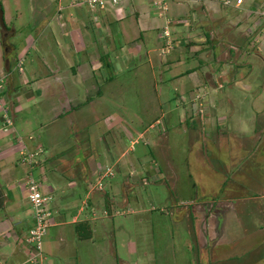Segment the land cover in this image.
Returning <instances> with one entry per match:
<instances>
[{
    "label": "rangeland",
    "instance_id": "obj_1",
    "mask_svg": "<svg viewBox=\"0 0 264 264\" xmlns=\"http://www.w3.org/2000/svg\"><path fill=\"white\" fill-rule=\"evenodd\" d=\"M58 1H51L56 11ZM65 1L60 3L63 8ZM152 1L144 0L140 12L153 38L140 32L134 15L121 10L116 21L128 34L119 32L114 44L132 47L133 53L118 64L110 61L104 66L111 82L102 99L103 114L88 104L72 111L63 83L46 84L45 73L50 69L38 65V41L27 53L10 58L14 78L25 74L37 78L26 83L35 89L34 97L19 99L25 106L24 116L29 115L21 135L29 146L28 136H35L43 156L52 158L40 168L23 164L22 177L32 172L48 193L46 180L50 179L42 171L57 173L60 181L54 180L50 191L54 203L59 204V196L68 190L76 188L78 193L77 205L65 214L68 221L47 227L37 264H264V48L259 45L264 35L247 30L233 33L221 17L204 16L207 25L200 26L201 18L189 16L195 4L192 0H165V7L160 6L162 15ZM21 2L24 12L29 6L34 9L33 0ZM196 3L199 8L201 2ZM243 4L253 5L254 10L264 8V0H244ZM83 6L91 20L102 10ZM218 6L238 12L223 0H218ZM9 7V25L17 31L12 35L8 30L1 32L5 56L10 52L7 42L20 46L30 32L26 21L33 18L28 11L24 19H18L14 5ZM259 12L252 11L248 20L255 27L263 25ZM164 27L169 38L161 42L158 33ZM258 38L254 53H247L246 40L255 43ZM153 39L156 48H152ZM193 42L200 46L193 47ZM191 68L194 72L188 74ZM239 68L240 83L231 78ZM74 86L77 100L85 103L87 83ZM64 108L68 113L55 116ZM74 143L94 158L97 168L85 180L80 178L83 163L76 161L72 175L78 176L76 186L68 185L73 178L66 163L58 164L52 156L68 145L75 149ZM87 190L92 232L83 239L77 237L75 222L70 220L86 201Z\"/></svg>",
    "mask_w": 264,
    "mask_h": 264
},
{
    "label": "crops",
    "instance_id": "obj_2",
    "mask_svg": "<svg viewBox=\"0 0 264 264\" xmlns=\"http://www.w3.org/2000/svg\"><path fill=\"white\" fill-rule=\"evenodd\" d=\"M28 1L30 2V0ZM51 1L53 0H33L34 9H30L29 6L27 11L24 12L21 0H1L5 23L9 26L8 33L10 35L15 34L17 31L16 26L10 27L9 25V15L11 13L9 11V6L11 3L14 5V13L18 19H24L28 11L31 12V16L33 14V18L28 20V22L26 21V28L27 30L29 29L28 31L30 32L24 37L20 46H15L13 43L7 42V44H9L8 46H10V52H7L6 56V48L3 46L0 36V127L3 124V114L5 111H7L13 119V125L9 131L0 129V264H37V262H31L27 258L28 230L32 225L33 219L27 199V189L25 185L20 182L21 180H19L25 172V166L23 165L24 163L21 162L16 146L14 145L15 136L17 134L21 135V131L26 129L25 126L29 120V115L24 116L25 106L19 104V99H32L36 92L33 87L26 86V83L32 80L29 75L25 74L18 79L12 76L9 64L11 56L13 55L14 58L21 56L23 53H27L31 47H35L39 42L37 56L40 61L38 65L45 64L50 69L49 72L45 73V78L48 79L46 84L55 81H61L63 83L64 89L68 91L70 109L72 111L81 109L85 104H88V106H91L97 113L103 114L106 110L104 108L105 103L102 99L106 95V86L111 82V75L106 73L104 66H109L110 61H114V64H118L119 61H122V58H125L126 55L132 52V47H128L124 44L118 46L114 44L119 32L120 34L123 32L124 34H128V31L123 27H119L116 22L122 15L120 14L121 10L124 12V15L131 14L137 18L136 24L141 33H144L147 37H154L153 31L144 26L143 18L141 17L140 9H143L144 0H117L106 9L98 11L97 18L94 16L93 20L87 15V10L83 5L76 7L69 6V1L66 2L64 0V8L62 9L64 11L59 13L58 10L56 11L54 9V5H51ZM148 1L151 3L152 0ZM159 1L165 2V0H153L152 4L154 8L158 10V15H162L164 13H162L163 10H160L161 2ZM192 1H194L195 4L190 7L189 16H191V20H193V18H201L198 23L200 26H205L207 23L205 17H221V23L232 28L233 33L241 32L244 34L247 30L248 34L255 32L256 35L259 33H263L264 35V8L254 10L255 7L253 5L243 4L244 0H242L237 7L232 6L238 11L232 14L229 11L220 9L218 0ZM61 2L62 0L58 1V3ZM196 2H201L199 8H197L198 5ZM239 11H242V13ZM252 11H260V17L263 19V25L261 27L256 26V28L248 21L253 15ZM152 12L153 9L150 8L148 13L152 14ZM146 14L147 12L142 14V16ZM169 21L170 19L167 18L166 22ZM34 34L35 37L33 36ZM89 34H93V39L91 37L89 38ZM158 36L163 39H161V42L166 41V37L162 34L161 30H159ZM258 36L261 37L262 34ZM105 37H107V39ZM141 37L144 41L143 35ZM155 40L156 39H153L152 41V48H156ZM198 40L202 41V39ZM246 42H248V44L244 46L245 51L249 54L251 52L254 53V47L258 44L259 38L255 43L250 42L249 39H247ZM190 44L195 48L200 46L198 42ZM259 45L264 48V38L263 42ZM231 46L236 50L240 48V45L239 47L234 44ZM113 54L116 57L113 58ZM30 61L31 63L33 62L32 56L30 57ZM235 62L238 63L236 65L241 63L240 59ZM245 62L247 65L249 64L248 60ZM219 63L220 62L217 61V64ZM240 69L241 68L231 76V78L238 83H240V80L243 78ZM188 71V74L194 72L192 68ZM35 73L40 75L38 74V70H36ZM82 78L83 80H81ZM36 79L35 77L32 81H36ZM80 81L87 83L84 92L85 95H87L85 103L77 100L78 93L76 92L74 83ZM53 87L55 91L58 90L57 83ZM189 94L194 98L197 97L193 95V90H190ZM200 110L201 109H199V111ZM20 111L23 115L18 120V113ZM56 111L59 110L57 109ZM68 111V109L66 110L64 108L55 113V116L66 114ZM104 118H106V121H109L107 115H105ZM31 135L32 134L28 136L29 139H31L30 146L32 148L37 147V138ZM69 146L70 145L67 147ZM67 147L53 154V160L58 164L66 163L64 165L67 166L71 176H74L73 171L77 166L76 161H82L83 166H81V169L83 172L80 178L83 177L85 180H88L90 176L92 178L97 172V168L92 163L94 158L92 159V156L85 155L80 145L77 146V144L74 143L75 149H68ZM76 147L78 148L77 151ZM72 151H76V153L73 157H69ZM50 156L51 155H44L41 160L36 163V166L40 168L44 163L51 161L52 158L50 159ZM69 158H72V160ZM54 168H56V166H54ZM147 169H149V167H147ZM76 172L78 171L76 170ZM42 174L50 179H47L46 182H49L51 185L48 183L47 186H45L47 189L53 191V181L57 180L56 183L60 181L58 175H56L57 173L53 172L51 169H47V172L42 171ZM73 176L71 177L73 179L69 180L68 185L76 186L78 181L76 179L78 176ZM89 192V190L86 191V201H82V204L77 207L70 221L75 222V224L82 222L85 226H89L91 237L92 229L89 224L90 217L88 212L93 210L89 208L92 203V201L89 200ZM77 195L76 188H74L59 196L58 200L60 205L57 202L54 203L53 200V225L68 221L65 219V214L71 207L77 205H74ZM81 212H83V215L80 217ZM56 219L63 220L58 221ZM75 231L77 237L80 238L76 228ZM62 239L63 237L61 235L58 241Z\"/></svg>",
    "mask_w": 264,
    "mask_h": 264
},
{
    "label": "built area",
    "instance_id": "obj_3",
    "mask_svg": "<svg viewBox=\"0 0 264 264\" xmlns=\"http://www.w3.org/2000/svg\"><path fill=\"white\" fill-rule=\"evenodd\" d=\"M117 0H70L69 6H80L86 5L91 11L96 9H106L112 3H115ZM225 4H231L232 6L237 7L242 0H223ZM162 4V5H161ZM161 7H165L164 3H160ZM63 8L62 4H58V11ZM162 34L169 38V30L167 27L162 29ZM1 85V83H0ZM3 124L0 129L4 131H9L13 125V119L11 115L5 111L3 114ZM14 145L16 146L18 156L22 163L28 164L32 167L34 164L38 163L39 158L43 156V149L41 147H30L25 138L17 134L14 138ZM109 168H107L108 171ZM106 171V173H108ZM27 189V199L32 207V225L28 230V260L31 262H38L42 256V236L47 230V227L54 223L53 220V210L50 203L52 202L53 195L50 193H45L41 187L42 183L37 180L32 172H28L22 178H20ZM99 183V187H100ZM106 210L104 209V212Z\"/></svg>",
    "mask_w": 264,
    "mask_h": 264
},
{
    "label": "trees",
    "instance_id": "obj_4",
    "mask_svg": "<svg viewBox=\"0 0 264 264\" xmlns=\"http://www.w3.org/2000/svg\"><path fill=\"white\" fill-rule=\"evenodd\" d=\"M3 29L8 30L9 26L5 23V19L3 15V5L0 0V35ZM3 40L4 39L2 38V43L5 44ZM75 228L78 231L79 237L81 238L90 237L91 230H89L90 229L89 226H85L82 222H78L77 224H75Z\"/></svg>",
    "mask_w": 264,
    "mask_h": 264
}]
</instances>
